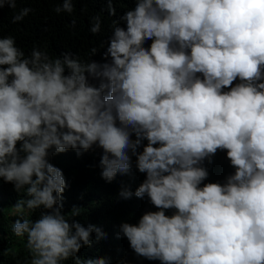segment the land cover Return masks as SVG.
Segmentation results:
<instances>
[{
  "label": "clouds",
  "instance_id": "1",
  "mask_svg": "<svg viewBox=\"0 0 264 264\" xmlns=\"http://www.w3.org/2000/svg\"><path fill=\"white\" fill-rule=\"evenodd\" d=\"M76 2L53 11L71 17ZM131 2L88 59L38 46L26 55L15 37L0 36V182L23 192L12 233L25 241L28 264H109L79 255L107 233L76 220L81 207L63 211L68 183L51 163L99 149L104 181L133 169L144 176L119 191L152 206L117 232L138 257L264 264V0ZM106 3L115 16L114 0ZM5 7L17 0H0ZM89 31L101 32L100 16ZM218 151L232 171L209 181L205 162Z\"/></svg>",
  "mask_w": 264,
  "mask_h": 264
},
{
  "label": "trees",
  "instance_id": "2",
  "mask_svg": "<svg viewBox=\"0 0 264 264\" xmlns=\"http://www.w3.org/2000/svg\"><path fill=\"white\" fill-rule=\"evenodd\" d=\"M61 2L17 0L16 9L5 7L0 10V36L15 37L16 45L26 55L33 46H38L53 57L70 51L81 59H88L90 50L100 47L101 42L111 35L113 20L134 6L131 0H114L116 15L109 16L106 0H77L75 11L70 17L63 13L57 15L53 11ZM23 7H31L33 11L22 22L12 23V17ZM95 16L101 18V32L93 35L89 28ZM71 19L76 20L75 27L71 26ZM121 26H124L123 22ZM103 51L104 48H101L100 52ZM91 59L100 61L99 52ZM99 159V149L84 152L80 156H77L76 151L69 150L51 158V163L62 170L68 183L63 193V211L68 212L74 205L81 207L82 215L75 219L84 225L95 224L107 233L106 239L94 240L92 246L82 248L79 255L107 257L109 264H117L118 261H127L128 264H160L159 261L138 257L129 247L126 238L117 237L121 222L136 223L144 211L152 208L147 199L133 196L125 200L119 196L122 185L134 191L144 179L143 174L133 169L132 176L117 175L112 182H106L100 176ZM205 163L210 173L209 181H223L232 171L222 151L217 152L211 164ZM22 196L23 192L18 194L12 184L0 182V264H28L25 241L12 233V224L16 219L12 205Z\"/></svg>",
  "mask_w": 264,
  "mask_h": 264
}]
</instances>
